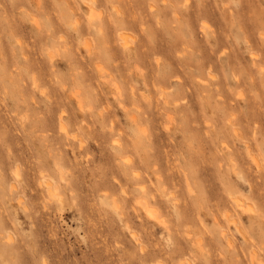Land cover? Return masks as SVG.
<instances>
[{
	"label": "rangeland",
	"instance_id": "rangeland-1",
	"mask_svg": "<svg viewBox=\"0 0 264 264\" xmlns=\"http://www.w3.org/2000/svg\"><path fill=\"white\" fill-rule=\"evenodd\" d=\"M42 1L0 32V264H264V0Z\"/></svg>",
	"mask_w": 264,
	"mask_h": 264
},
{
	"label": "clouds",
	"instance_id": "clouds-1",
	"mask_svg": "<svg viewBox=\"0 0 264 264\" xmlns=\"http://www.w3.org/2000/svg\"><path fill=\"white\" fill-rule=\"evenodd\" d=\"M26 2H27V0H0V32L7 31L10 34L11 33V29L13 28L14 25L17 24L18 21L32 17L33 14L29 11L28 8L24 7V4ZM166 2H167V0H159V3H166ZM188 2H189V0H185V6L187 5ZM224 7H227V5H225ZM157 8H158L157 0H152V5L149 7L148 11L150 13H152V14H155V13H157ZM113 11L114 12H118L119 10L114 7ZM141 27H142L143 31H146V28H144L143 25ZM208 28H209V31H212L211 26H208ZM206 35H207V33H206ZM60 42L61 43L63 42V38L62 37L60 38ZM237 43H239V41H237ZM16 44L17 45L21 44V41L19 39H17L16 40ZM131 46H132L131 42L125 43L124 44L125 51L129 50ZM77 51H79V50H77ZM227 53H228V49H224V50H222L220 52L219 55L221 57H223V56H226ZM178 55L183 56L184 53L180 52V53H178ZM252 58L254 60L257 59V57L254 54H253ZM160 62H161L160 59L156 58L157 66H159ZM97 68L101 72V80H102V82L104 84H108L110 86V88L112 89V92H111L112 99L116 102V104L118 105L119 108H122V109H124L127 112L128 109L125 108V105L122 102L124 100V96H125L124 89L121 87V85L118 82L114 81V78H113L112 74L110 72H108L107 69H105L103 67V65L98 64ZM132 71L140 72L141 75L143 74L142 70L139 69L138 66L133 68ZM207 77H208L207 80L198 78V82L201 83V84H207L209 80H215L216 79V77L214 75H212L211 70H209V72L207 74ZM232 78L234 80L239 81V77L236 76L235 73H233ZM176 79H179V77H176ZM59 86L61 87L62 91H68V88H67L66 85H59ZM34 88H35V91L39 92L40 95H42V96L46 95V93H47V89L46 88H41L39 86L38 82L34 83ZM169 91H171V90H169ZM71 94L75 96L76 92H72ZM131 94L133 96V99L135 100V98H136V95H135L136 94V87L135 86H133L131 88ZM139 95H140V97L143 98V100H145V101L148 100V96H146L144 92H140ZM241 98H242V94H241ZM161 99H164V97L161 96ZM165 103H167V101H165ZM79 106H80L81 111H87V112H92L93 111V109L90 106L89 107H85L83 102H81ZM109 107H111V106H109ZM139 111H140V109L137 108V112H139ZM104 112H105V109L101 108L97 115H99L102 118ZM62 116H63V113H62ZM132 119H133V123H136L135 117H133ZM168 119H169V121L174 122L172 120L171 116H169ZM168 128H169V125H165V129L168 130ZM61 130L64 131L66 135H68L66 129H64L62 127ZM139 131L142 134H144V135L147 134V129L146 128H140ZM117 143H118V141H117ZM124 162L125 163H130V160L128 158H125ZM134 175L136 176L137 179H139L140 174L138 172L134 173ZM137 187L139 188V190L141 192L145 191V188H144L143 185H138ZM104 195L107 196L108 194L105 193ZM56 199L60 200L61 197L57 196ZM100 204L103 207L108 208L112 212H114L118 219H121V220L123 219V217L120 215L119 205L116 204L114 197L112 198L111 201H106L105 199H101L100 200ZM136 204H137L138 208H141V209L144 208V206L141 204V201L139 199L136 201ZM144 211L147 212L146 209H144ZM147 215L151 216V213L148 212ZM222 218L223 217H221V219ZM161 223H164V222L161 221ZM124 229L126 231H128L129 233H132V229L130 228L129 225L124 224ZM132 235H133V239H136L135 233H132ZM189 238H191V237H189ZM262 250H264V249H262ZM220 258L222 260L224 259L223 253H220ZM253 259L255 260V256L253 257Z\"/></svg>",
	"mask_w": 264,
	"mask_h": 264
},
{
	"label": "bare ground",
	"instance_id": "bare-ground-1",
	"mask_svg": "<svg viewBox=\"0 0 264 264\" xmlns=\"http://www.w3.org/2000/svg\"><path fill=\"white\" fill-rule=\"evenodd\" d=\"M37 1H42V0H37ZM223 1H224V0H223ZM226 1H227V0H226ZM226 1H225V2H226ZM42 2H43V1H42ZM42 2H41V5L37 6L38 8L41 7V6H43V5H42ZM225 2H224V4H225ZM26 3H27V2H26ZM43 4H44V2H43ZM226 4H227V3H226ZM27 5H29V4H27ZM24 7H26V4H25ZM28 7H29V6H28ZM28 7H27V8H28ZM176 8H178V6H176ZM229 13H230V12H229ZM35 16H36V15H35ZM35 16H34V19L32 18L33 16L31 17L32 19H31V18H30V19H31L32 21H35V20H36L37 22H36V21H35V22H36L37 25L42 24L41 22H39L40 20L37 19V17H35ZM35 18H36V19H35ZM52 18H53V17H52ZM52 18H50V19H52ZM54 18H55V17H54ZM54 18H53V20H54ZM53 20H52V21H53ZM56 21H57V20H56ZM56 21L54 20V22H56ZM59 22H60V21H58V23H59ZM39 23H40V24H39ZM60 23H61V22H60ZM75 24H77V23H75ZM78 24H83V23H79V22H78ZM92 24H93V23H91V24L89 23V26H90V27L93 26L94 29H95V31L99 32L100 34H102V36H103L105 39H107V38H106V37H107L106 35L108 34V32H107V30L104 29V28L106 27V25H105V24H101V25L98 26V25H95V24L92 25ZM59 25H60V24H59ZM59 25H58V28H60ZM61 25H62V24H61ZM61 25H60V26H61ZM73 25H74V24H73ZM40 26H41V25H40ZM75 26L77 27V25H75ZM78 26H79V25H78ZM81 26H82V25H80L79 27H77L78 30L80 29V32L83 31V30H81V28H80ZM83 27L86 28L84 24H83ZM55 28H57V27L55 26ZM58 28H57V29H58ZM96 28H98V29H96ZM12 29H13V28H12ZM62 29H63V28L61 27V29H60V33H61V35H62V31H63ZM82 29H83V28H82ZM55 30H56V29H55ZM61 30H62V31H61ZM58 31H59V29L57 30V32H55V37H56ZM103 31H106V32H107L106 35H105V32H103ZM53 32H54V31H52V34H54ZM99 33H98V34H99ZM52 34H51V36H53ZM48 35H49V34H48ZM58 35H59V33H58ZM58 35H57V36H58ZM62 36H63V35H62ZM105 36H106V37H105ZM55 37H53V38H55ZM63 37H64V36H63ZM60 38H61V37H60ZM63 40H64V39H63ZM65 41H66V40H64V42H63V44L65 43L64 45L67 44V43H66L67 41H66V42H65ZM125 43H126V41H124V39H123V40H122V47H123V48H124V44H125ZM88 44H89V43H88ZM89 45H90V44H89ZM111 46H113V45L111 44V45H110V48H111ZM111 49H113V47H112ZM124 50H125V49H124ZM127 51H128V50H127ZM94 56H95V55H94ZM51 57L53 58V56H51ZM92 57H93V56H92ZM94 58H95V57H94ZM94 58H93V59H94ZM97 58H98V56H97ZM97 58H96V59H97ZM96 62L99 63V60L97 59ZM166 101L168 102V100H166ZM136 117H137V116H136ZM135 119L137 120V118H135ZM167 124L169 125V122H168ZM62 125H63V124H62ZM61 127L64 128V126H61ZM252 160L256 163L257 166H259V164H258V162H257V160H256V158H255V156H253V155H252ZM255 163H254V164H255ZM59 174H60L61 177H63V172H62V170H59ZM44 183H45V185H46V187H47L49 193H50V194H53V193L55 192L56 187L52 184V182H51L50 180H48V179L45 178V179H44ZM143 186H144V188H145V185H144V184H143ZM145 190H146V189H145ZM144 192L146 193V191H144ZM144 192H142V193L144 194ZM151 195H152V193H151ZM145 196H146V194H145ZM145 196H143L142 199H143V198L146 199ZM153 196H154V193H153L152 197H153ZM156 196H157V195L155 194V198H156ZM142 199H141V200H142ZM153 199H154V197H153ZM141 200H140V201H141ZM148 201H149V200H148ZM148 201H147V199H146V200H143V201H141V204L144 206V209L147 210V213L150 212L151 215H152V214H153V210L150 209V206H149L150 204H149ZM236 204L240 207V203L238 202V199H237V201H236ZM237 218L239 219V217H237ZM229 219L234 220V222L237 221V219L234 218V217H229ZM236 223H237V222H236ZM229 241L231 242V240H229ZM231 243H232V242H231Z\"/></svg>",
	"mask_w": 264,
	"mask_h": 264
}]
</instances>
